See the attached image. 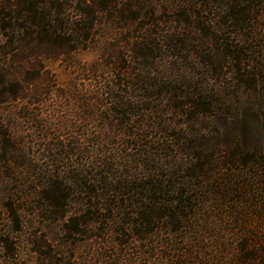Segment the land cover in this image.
<instances>
[{
  "label": "trees",
  "instance_id": "trees-1",
  "mask_svg": "<svg viewBox=\"0 0 264 264\" xmlns=\"http://www.w3.org/2000/svg\"><path fill=\"white\" fill-rule=\"evenodd\" d=\"M157 1L0 0V159H8L6 143L16 137L4 125L3 107L43 104L53 91L44 82V61L153 18L159 13ZM160 1L163 12L183 19L165 45L180 52L188 43L202 42L179 37L193 32L196 22L198 28L204 23L201 13L217 9L227 20L226 28H220L226 34L232 27L250 31L263 6L262 0ZM146 27L141 25V35L130 38L135 56L146 55ZM236 52L227 57L238 58L230 62L233 72L240 82L249 78L248 83L253 66L242 64L244 53ZM202 161L198 157L175 171L129 174L116 185L104 172L97 179L76 177L75 186L52 182L38 191L42 202H35L30 212L24 202L10 198L4 207L17 235L0 231V264H28L30 255V264H264V154L236 152L227 161L228 172L209 171ZM80 245L92 251L79 257Z\"/></svg>",
  "mask_w": 264,
  "mask_h": 264
},
{
  "label": "rangeland",
  "instance_id": "rangeland-1",
  "mask_svg": "<svg viewBox=\"0 0 264 264\" xmlns=\"http://www.w3.org/2000/svg\"><path fill=\"white\" fill-rule=\"evenodd\" d=\"M157 2L159 13L153 18L46 59L44 82L53 91L43 104L3 107L4 125L16 137L6 143L8 159H0V231L17 235L4 207L10 198L24 202L30 212L42 202L38 191L52 182L75 186L76 177L97 179L104 172L116 185L129 174L175 171L198 157L209 171L228 172L234 153L264 154V0L251 32L232 27L225 34L220 28L227 20L217 9L201 13L200 29L196 22L193 32L179 37L202 42L188 43L183 52L165 46L182 17L163 12ZM141 25L147 26L144 57L129 47L130 38L141 35ZM238 50L246 54L239 61L253 66L248 83L249 78L240 82L233 72L230 62L238 58L227 57ZM90 251L89 245H80L77 255ZM26 259L30 264L33 256Z\"/></svg>",
  "mask_w": 264,
  "mask_h": 264
}]
</instances>
